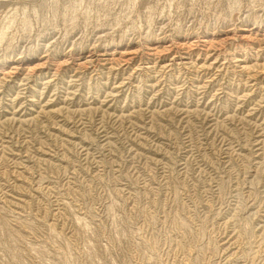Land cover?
<instances>
[{
    "label": "rangeland",
    "instance_id": "1",
    "mask_svg": "<svg viewBox=\"0 0 264 264\" xmlns=\"http://www.w3.org/2000/svg\"><path fill=\"white\" fill-rule=\"evenodd\" d=\"M0 264H264V0H0Z\"/></svg>",
    "mask_w": 264,
    "mask_h": 264
}]
</instances>
